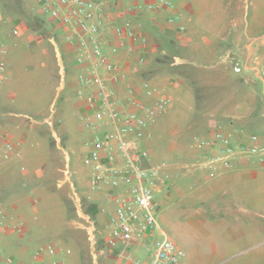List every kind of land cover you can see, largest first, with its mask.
<instances>
[{"label":"crops","instance_id":"crops-1","mask_svg":"<svg viewBox=\"0 0 264 264\" xmlns=\"http://www.w3.org/2000/svg\"><path fill=\"white\" fill-rule=\"evenodd\" d=\"M107 1L105 28L110 43H117L115 27L126 19L150 40L144 52L148 57L142 64L147 68L134 61L126 47L116 52L125 72L115 84L119 97L124 98L127 85L133 84L139 88V99L150 100L140 89L142 73L150 67L151 82L171 99L169 107L156 117L153 136L141 141V146L150 151L151 161L169 162L165 170L168 184L156 187L154 194L160 231L186 251L178 264H207L260 246L264 243V157H243L229 169L194 166L193 161L202 158L207 150L195 147L192 138L222 126L225 130L255 132L264 146V20L256 22L264 10V0H214L215 5L212 0H173L170 7L149 6L154 0ZM250 4L253 22L244 17H248ZM251 23L262 33L244 35L241 28H249ZM10 25L14 24L0 21V38L6 42L5 57L10 69L9 79L0 88V210L8 214L10 226L0 236V264L6 255H12L20 264H50L52 258L46 254L39 260L33 258L40 245L50 242L56 245L61 264H94L97 260L100 264H126L123 243L105 252V236L98 233L102 242L95 257L94 252H86L82 246L66 247L60 237L51 241L48 224L34 210L27 215L22 213L36 201L39 186L51 181L53 173L63 180L64 149L57 142L53 122H60L58 129L63 118L59 109L64 102H70L74 114L83 118L87 105L77 92L89 88L67 81L60 63V78L55 83V72L48 63L52 59L43 52L26 49L25 38L6 40ZM25 27L21 24V31ZM55 29L60 31L56 25ZM53 33L49 32L52 43ZM61 47L74 55L67 42L62 41ZM40 68L45 70L51 85V97L45 106L40 105V91L32 83ZM62 92L65 96L70 92L75 95L63 97L57 108L54 104ZM25 97L33 114L40 115L42 128H36L32 118L35 115L16 111ZM73 139L76 146L77 138ZM7 141L13 144L9 151L5 149ZM69 167L71 179H79L81 171L88 176L90 171L89 166H80L77 160ZM72 181L83 198L87 178L83 191ZM63 184L71 190L69 183ZM16 186L27 187L31 193L17 195ZM90 202L97 225L103 227L115 202L104 191L94 192ZM172 230L182 236L187 246L174 239ZM57 231L66 230L59 225ZM126 249L135 256H145L143 244H132ZM262 251L258 254L264 261ZM255 255L238 258L235 264H255Z\"/></svg>","mask_w":264,"mask_h":264},{"label":"built area","instance_id":"built-area-1","mask_svg":"<svg viewBox=\"0 0 264 264\" xmlns=\"http://www.w3.org/2000/svg\"><path fill=\"white\" fill-rule=\"evenodd\" d=\"M34 1L60 29L62 41L73 47L76 66L84 71L79 84L89 88L77 92L87 105L84 123L96 131L89 152L83 159V163L90 168L83 199L74 187L68 161L63 168L64 178L60 181L61 185L69 183L71 187L70 197L79 216L74 220L75 225L86 229L90 239L96 233L104 234L107 243L105 252L119 242L123 243L122 255L127 259L126 264H178L186 256V251L160 231L157 219L159 206L154 194L156 187L168 184L169 175L165 170L169 162L151 161L150 151L141 146V141L153 136L152 126L156 117L169 107L171 99L149 79L142 80L140 89L150 100L139 99V88L133 84L127 85L126 95L121 98L115 86L125 73L121 60L115 56L116 52L120 47H126L130 57L144 64L149 38L126 19L122 25L115 27L117 43H110L105 28L107 0ZM153 5L170 7L173 0H154L149 3V6ZM0 21L12 20L0 16ZM19 33V26L14 24L8 35ZM6 53V42L0 38V88L10 77ZM192 142L195 147L207 150L202 158L193 161L194 166L229 169L243 157H264V146L255 132L225 130L217 126L205 136L195 135ZM12 147V142L5 143L7 151ZM96 191H104L116 204L103 227H99L83 208V200H92ZM7 218L8 214L1 209L0 236L9 230ZM132 244H143L145 256H135L126 249ZM57 252L56 245L50 242L40 245L33 258L39 260L46 254L52 258L50 264H61ZM93 254L96 257L99 251ZM2 264L20 263L12 255H6Z\"/></svg>","mask_w":264,"mask_h":264},{"label":"rangeland","instance_id":"rangeland-1","mask_svg":"<svg viewBox=\"0 0 264 264\" xmlns=\"http://www.w3.org/2000/svg\"><path fill=\"white\" fill-rule=\"evenodd\" d=\"M224 3H226V0H224ZM211 4L215 5L216 1L212 0ZM248 12V17L244 16L245 19L247 18L248 20L253 22L254 19L251 4ZM0 14H2V17H9L12 20L11 22L19 26L20 29V33L18 35L6 37V40L11 41L14 38H22L23 40V38H25L24 47H26V49L28 48L35 53L43 52L45 56H47L49 59H52L49 60L48 63L50 69L55 72L53 78V81H55V83H58V80L60 78V75L58 76L60 64H63L65 78L67 79V81H73L74 85L76 84V82L80 81V78L82 76H84V71L76 66L74 55L70 52L66 53L62 49L61 34L60 32L56 31L55 25L51 21L50 16L42 13L40 11V6L34 0H0ZM260 14L261 16L256 19L257 23L264 20V10L260 11ZM240 17L244 19L242 14ZM21 24H23V26H26V29L24 31H21ZM11 26L12 25H10V27L8 28V32L10 31ZM241 29L244 30V35H250L254 33H256L257 35L258 33H262V31L259 32L256 28H254L253 23L250 24L249 28L244 26ZM51 30L54 31L52 35L56 44L52 43L51 40H49L51 37V35H49V32ZM57 49L60 52V56H58L57 54ZM145 57H148V55L145 54ZM23 66L26 67L27 65L24 64ZM141 67L147 68V65H142ZM77 70H79V72H76ZM142 75L144 79L151 80L150 67L148 68V70L145 69ZM46 76L47 74L45 73V70L43 68H40L37 70V74L32 82L34 88H38L40 91L39 103L42 106H45L49 102V99L51 97V85L48 82ZM74 95L75 94L70 92L65 96L62 92L54 106L57 108L61 107L63 97L72 98V96L74 97ZM28 100L29 99H27L26 97L23 98L21 100L23 105L21 104L20 107L16 109V111H25L31 116L35 115L33 114L34 112L30 110L31 104H29ZM59 110L60 113L63 112L61 125L60 127L58 126L57 129V125L60 122L58 121L57 124L54 121L53 128L59 138L57 142L64 149V161L62 166H64L66 161H68L69 164L73 166L74 160H77V162L80 163V166H82L83 161L81 160H83L84 157L88 154L91 143L96 136V131L91 127H87L80 115L74 114V106H72L70 102H64L63 108H60ZM32 118H34L36 121V128H42V125L40 124V115H35ZM81 128L82 130H80ZM74 137L77 138L76 146H74L73 144V141L75 140L73 139ZM54 140L55 138L53 136V142L55 143ZM86 178H88V176L85 172L82 173V171L79 179L76 177L72 178L74 179L75 185L78 186L77 189L79 191L84 190L83 184L85 183ZM60 180L61 177H55L53 173L51 181L45 182L41 184V186H39V190L36 193V201H33L31 205L25 207L22 213L23 215H27L31 213L32 210H34L36 214H38L40 220L48 224V238L51 241H54L56 238L58 239L60 237V239H63L65 246L68 248L79 249V247L82 246V248H84L86 252H96L97 249L101 247L100 245L102 240L100 239L98 233L95 234V237L93 239H90V235L88 234L86 229L75 225L74 220L78 218V215L76 213V205L69 195V191L71 192V190H69L68 185H61ZM27 189V187L21 188L19 186H16L14 192L16 191L17 195H26L31 193ZM91 203L92 202L90 201L83 200V208L84 211L88 212L98 224V220L91 209ZM59 225L62 226L66 231H63V233L58 232L57 227ZM171 234L177 242L183 244L184 246H187V243L183 241L182 236L178 232L172 230ZM259 248L263 250L264 243H262L260 246L242 251L240 254H233L225 260H214L207 264H235L238 258H247V256L252 257L255 254V264H264L263 257H260L258 254H262L263 251L259 250ZM90 264L93 263L90 261ZM94 264H100V260H97Z\"/></svg>","mask_w":264,"mask_h":264}]
</instances>
